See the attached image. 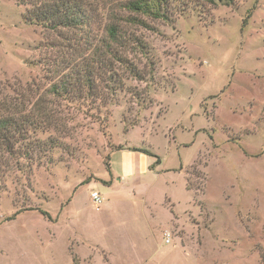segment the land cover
I'll list each match as a JSON object with an SVG mask.
<instances>
[{
	"label": "rangeland",
	"instance_id": "1",
	"mask_svg": "<svg viewBox=\"0 0 264 264\" xmlns=\"http://www.w3.org/2000/svg\"><path fill=\"white\" fill-rule=\"evenodd\" d=\"M123 1L85 0L93 44ZM146 1L162 15L120 20L137 48L114 60L118 81L86 49L101 95L56 98L73 54L0 0V114L16 89L59 118L0 177V264H72L77 244L94 262L264 264V0ZM114 190L132 197L98 210L91 192Z\"/></svg>",
	"mask_w": 264,
	"mask_h": 264
},
{
	"label": "trees",
	"instance_id": "2",
	"mask_svg": "<svg viewBox=\"0 0 264 264\" xmlns=\"http://www.w3.org/2000/svg\"><path fill=\"white\" fill-rule=\"evenodd\" d=\"M21 3L28 4V9L23 15L25 20L59 34L65 42L52 40V47L60 45L61 49H68L74 56L70 55L74 61L53 69L54 75H59V78L50 85L49 91L56 98H66V95L73 92L79 93V97L101 95V88L96 82L95 71L90 68V61L88 58L80 59L85 50H90L91 54L98 57L99 65H95L96 68L109 67L112 73L110 80L117 82L118 78H115L116 73L113 70L114 60H122L120 50L123 47L137 48V36L129 35L124 24L134 25L137 16L132 15L137 12L155 17L162 15L159 7L146 0H125L122 8L129 13L128 16L125 18L117 13L108 14L110 21L105 25L108 41L93 44L90 41L92 31L85 0H21ZM120 20H124V24ZM101 57L109 59L100 60ZM109 89L115 92V88ZM15 92L17 96L12 98L14 106H7V113L0 114V177L14 167H21L24 155L29 159L35 157L34 152L43 145L39 133L58 129L59 118L42 100L37 99L31 104L27 95L16 89ZM41 211L51 218L48 211Z\"/></svg>",
	"mask_w": 264,
	"mask_h": 264
},
{
	"label": "crops",
	"instance_id": "3",
	"mask_svg": "<svg viewBox=\"0 0 264 264\" xmlns=\"http://www.w3.org/2000/svg\"><path fill=\"white\" fill-rule=\"evenodd\" d=\"M138 151V150H137ZM124 156H125V153L123 155V161H124ZM125 161L123 162L122 164V168H121V172L123 173V177L125 178H128V179H132L133 176L136 175V173H131L129 172L127 169V167H124L125 166ZM130 165V164H129ZM116 191L114 190L113 193L110 194V197L105 199V196H104V202H113L114 200H122V199H129L131 198L132 196L129 195V194H120V193H115ZM110 193V192H108ZM103 202V203H104ZM165 232H169L170 233V239L167 240L166 237H165ZM164 232V240L166 243H172L173 241V234H172V231L170 230H165ZM105 248H107L108 250V247H106L104 244H102ZM83 246H87L89 249H91V247L88 245V240L85 242V244ZM80 248V244H77V248H75V251L71 252L72 253V264H131L129 261H124V260H118V259H112L113 262H107L105 260H98L97 262H94V261H91L89 258H88V254H89V251L88 250L86 253H83L81 252V249ZM71 251V250H70ZM110 253V252H109ZM116 260H118L119 262H117ZM190 264H216L215 261H211V260H203L202 261H197V262H189ZM187 263V264H189Z\"/></svg>",
	"mask_w": 264,
	"mask_h": 264
},
{
	"label": "built area",
	"instance_id": "4",
	"mask_svg": "<svg viewBox=\"0 0 264 264\" xmlns=\"http://www.w3.org/2000/svg\"><path fill=\"white\" fill-rule=\"evenodd\" d=\"M91 199L96 205L97 209L99 210L104 202V197L99 191H93L91 192ZM165 237L167 240L170 239V233L165 232Z\"/></svg>",
	"mask_w": 264,
	"mask_h": 264
}]
</instances>
